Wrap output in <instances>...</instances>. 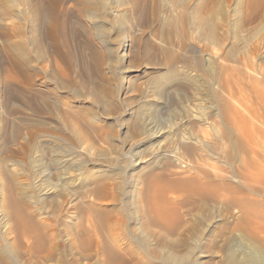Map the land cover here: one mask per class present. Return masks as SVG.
Masks as SVG:
<instances>
[{
  "label": "rangeland",
  "instance_id": "374dc122",
  "mask_svg": "<svg viewBox=\"0 0 264 264\" xmlns=\"http://www.w3.org/2000/svg\"><path fill=\"white\" fill-rule=\"evenodd\" d=\"M87 1L0 0V264H261L264 0Z\"/></svg>",
  "mask_w": 264,
  "mask_h": 264
},
{
  "label": "bare ground",
  "instance_id": "6f19581e",
  "mask_svg": "<svg viewBox=\"0 0 264 264\" xmlns=\"http://www.w3.org/2000/svg\"><path fill=\"white\" fill-rule=\"evenodd\" d=\"M87 1V0H86ZM53 2H56V0H53ZM87 2H89V1H87ZM255 144V143H254ZM250 209H252V208H250V207H245L244 208V211L246 212V214L247 215H249L251 212H250ZM254 212V211H253ZM255 214V213H254ZM248 217H250V216H248ZM260 218H262V217H260ZM248 219V218H247ZM257 221V220H256ZM259 222V221H258ZM254 223V222H253ZM256 225V224H255ZM258 225V224H257ZM256 225V226H257ZM254 232H258V234H263L264 233V226H262V225H259V226H257L256 228H255V231ZM261 264H264V261L261 263Z\"/></svg>",
  "mask_w": 264,
  "mask_h": 264
}]
</instances>
